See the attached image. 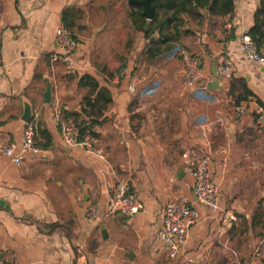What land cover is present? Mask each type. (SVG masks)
I'll use <instances>...</instances> for the list:
<instances>
[{"label": "crops", "instance_id": "1", "mask_svg": "<svg viewBox=\"0 0 264 264\" xmlns=\"http://www.w3.org/2000/svg\"><path fill=\"white\" fill-rule=\"evenodd\" d=\"M259 1L234 0L223 17L184 14L177 31L149 36V21L136 29L126 0H0V144L19 150L28 105L40 149L20 166L0 156V264L264 263V131L255 121L264 64L246 62L240 49ZM59 25L76 44L70 66L57 56ZM179 49L199 70L189 87L181 84ZM226 58L232 78L214 86ZM98 92L109 97L103 110L86 105L102 104ZM55 112L85 119L105 160L63 145ZM185 150L209 157L218 212L195 200ZM119 181L142 205L134 217L105 214ZM170 202L198 215L174 258L157 233Z\"/></svg>", "mask_w": 264, "mask_h": 264}, {"label": "built area", "instance_id": "2", "mask_svg": "<svg viewBox=\"0 0 264 264\" xmlns=\"http://www.w3.org/2000/svg\"><path fill=\"white\" fill-rule=\"evenodd\" d=\"M57 44V56L68 66L69 57L75 51L76 44L71 38L70 32L61 25L57 26L54 33ZM240 49L246 62L258 65L264 64V40L257 46L246 34L240 37ZM181 63V84L192 86L199 79L196 61L193 60L185 50L177 51ZM218 72L226 80L232 78L233 64L229 58L222 61ZM130 92H135L133 84L128 85ZM256 125L264 131V109L258 108ZM53 121L58 127L60 139L63 145L74 148L79 147L86 154L105 160L103 149L95 139L86 131L82 133L81 122L72 117H64L59 112L53 115ZM86 122V120L84 119ZM89 125L88 123H85ZM36 126L29 123L24 124L21 132L19 150L13 143L0 144V156L7 158L12 164L20 166L24 155L37 157L40 149L35 144ZM209 157L200 155L193 150H185L181 155V164L185 173L192 180V192L195 200L207 207L212 213L219 210V192L217 185L212 181L208 170ZM142 205L136 193L128 181H119L110 192L106 203V216H123L131 218L139 214ZM86 215L90 220L95 219L94 206L88 205ZM228 217V214H224ZM228 218L232 217L229 215ZM198 221V215L194 207L185 203L170 202L165 205L163 221L158 228V239L170 258H174L183 247L188 238L189 229ZM185 264H211L207 260L188 259ZM264 264V263H259Z\"/></svg>", "mask_w": 264, "mask_h": 264}, {"label": "trees", "instance_id": "3", "mask_svg": "<svg viewBox=\"0 0 264 264\" xmlns=\"http://www.w3.org/2000/svg\"><path fill=\"white\" fill-rule=\"evenodd\" d=\"M151 4L156 6V10L153 18L149 21V27L145 32V34L149 36L152 31L153 33L154 31L161 33L169 26L177 31L178 26L183 23L181 16L184 14L200 18V11L207 10L210 14L219 17L230 15L233 12L234 0H152ZM129 17L134 23L136 29L141 30L146 24L139 7L131 6ZM64 20L65 16L63 17V21ZM63 27L66 28V26ZM66 29L69 30V28ZM247 35L257 46L262 44L264 40V0L259 1L254 14L253 25L248 30ZM164 42H167V39L161 40V43ZM158 52V49H154L149 52V54L151 56H156L159 54ZM92 88L94 91L95 86ZM97 96L102 101V104H97V101L96 104H94V101L93 104L87 102L86 105L92 108L96 105L97 110H103L105 105L109 103V97L105 92H98ZM75 120L78 121L77 118H75ZM81 125L83 127L82 133L91 129V125H86L83 120L81 121ZM89 134L91 133L89 132Z\"/></svg>", "mask_w": 264, "mask_h": 264}, {"label": "water", "instance_id": "4", "mask_svg": "<svg viewBox=\"0 0 264 264\" xmlns=\"http://www.w3.org/2000/svg\"><path fill=\"white\" fill-rule=\"evenodd\" d=\"M152 0H126L127 4L130 6H136L141 9V14L144 17L145 20L150 21L156 10V6L151 4ZM220 74L217 70L213 71V80L212 84L214 86H218L220 83ZM44 99L46 102H49L50 99V85L47 83L46 84V90L44 92ZM30 118V108L28 105H25L24 107V113L22 120L24 122H28ZM0 206H3V201L0 200Z\"/></svg>", "mask_w": 264, "mask_h": 264}]
</instances>
